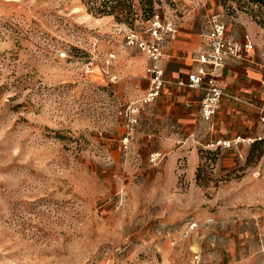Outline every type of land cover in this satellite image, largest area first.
Listing matches in <instances>:
<instances>
[{"label": "rangeland", "instance_id": "374dc122", "mask_svg": "<svg viewBox=\"0 0 264 264\" xmlns=\"http://www.w3.org/2000/svg\"><path fill=\"white\" fill-rule=\"evenodd\" d=\"M119 3L108 14L104 0H0V264H264L251 234L238 260L220 243L236 225L223 224L230 203L264 205V174L252 170L264 143L234 154L197 144L194 174L170 176L137 130L124 144L119 115L149 85L150 59L128 29L148 39L153 12L179 28L220 12L233 30L241 19L264 29V0Z\"/></svg>", "mask_w": 264, "mask_h": 264}, {"label": "crops", "instance_id": "0c3cea01", "mask_svg": "<svg viewBox=\"0 0 264 264\" xmlns=\"http://www.w3.org/2000/svg\"><path fill=\"white\" fill-rule=\"evenodd\" d=\"M218 14L222 15L220 12L207 15L201 28L190 25V22L183 23L175 37L165 46L160 64L165 70L167 82L152 104L153 114L150 118L142 120L137 127V140L147 144L150 154H165L170 176H175L178 169L180 172H186L188 176L194 174L198 160L197 144L211 145L220 140H233L237 137L257 138L263 129L258 107L264 100V29L257 23L241 19L238 29L228 27L229 32L239 38L248 35L255 44V50L247 55L246 59L229 61L223 68L219 83L225 93L211 125L200 118V101L204 92L182 85L187 82L188 75L197 69L196 58L203 48V26L211 16ZM144 62V59L139 61L132 69H135V72L143 71ZM261 141L264 143V139ZM235 148L229 149L232 154ZM259 158L258 167H253L252 170L264 174V152ZM181 159L187 160L185 168H177ZM258 190L264 194V183L259 185ZM240 204L232 202L229 204L231 206L226 207L229 211L224 214L223 224L234 220L236 225L231 223V226H224L226 232L220 238L221 246L225 248L222 250L223 257L229 259L233 255L236 257L238 253L241 256L242 242L246 243L251 234L257 241L254 258H262L264 205L260 204L261 208L257 205L249 209L241 207ZM245 219L251 229L255 228L253 234L243 232L248 228ZM236 263L245 264L240 259Z\"/></svg>", "mask_w": 264, "mask_h": 264}, {"label": "built area", "instance_id": "2783aa9c", "mask_svg": "<svg viewBox=\"0 0 264 264\" xmlns=\"http://www.w3.org/2000/svg\"><path fill=\"white\" fill-rule=\"evenodd\" d=\"M178 24L174 19L163 18L160 14L154 15L148 24L146 39L139 31L128 29L126 39L128 45L136 46L146 52L150 59L146 72L149 86L146 94L138 100L128 103L119 111L120 117L126 122V134L123 138L125 145L130 143L140 124V115L146 107L151 106L161 94L163 86L167 82L165 70L160 61L164 55L166 44L171 41L178 31ZM203 48L196 58L197 69L188 75L187 82H181L189 88L202 90L200 101V118L211 125L220 108L224 89L219 83L223 68L229 61H241L255 50V44L246 35L244 38L231 34L228 23L223 15H213L202 28ZM259 120L262 124V132L257 138L217 141V145L228 148L242 141H255L264 139V100L259 105ZM160 153H153L151 160L155 161ZM195 223H191L189 229H193Z\"/></svg>", "mask_w": 264, "mask_h": 264}, {"label": "trees", "instance_id": "16d2710c", "mask_svg": "<svg viewBox=\"0 0 264 264\" xmlns=\"http://www.w3.org/2000/svg\"><path fill=\"white\" fill-rule=\"evenodd\" d=\"M122 0H104L105 2V7H106V11L108 14H113V9L115 8V6H117L116 4H120L119 2H121ZM150 3L149 5H151L152 0H149ZM256 1H261V0H256ZM110 3V4H109ZM149 9H153L152 6ZM120 14H125L126 12V8H121V11L119 12ZM152 16H154V12L150 15L149 18H151Z\"/></svg>", "mask_w": 264, "mask_h": 264}]
</instances>
